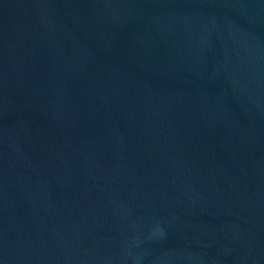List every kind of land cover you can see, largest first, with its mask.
<instances>
[{
	"label": "water",
	"instance_id": "95a60500",
	"mask_svg": "<svg viewBox=\"0 0 264 264\" xmlns=\"http://www.w3.org/2000/svg\"><path fill=\"white\" fill-rule=\"evenodd\" d=\"M0 264H264V0H0Z\"/></svg>",
	"mask_w": 264,
	"mask_h": 264
}]
</instances>
